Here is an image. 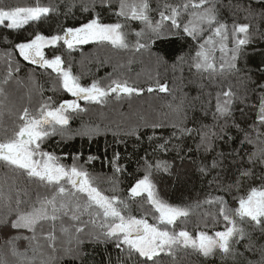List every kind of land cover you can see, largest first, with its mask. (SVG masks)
I'll return each mask as SVG.
<instances>
[{
    "label": "snow or ice",
    "instance_id": "1",
    "mask_svg": "<svg viewBox=\"0 0 264 264\" xmlns=\"http://www.w3.org/2000/svg\"><path fill=\"white\" fill-rule=\"evenodd\" d=\"M220 6L221 0H156L155 7L152 0H79L80 10L89 17L86 22L61 26L59 32L49 35L39 28L52 14L59 13V5H43L39 0L32 6L0 4V43L7 40L0 51V63L4 65L0 79V121L5 109L14 115L4 102L8 100L7 87L23 71L15 54L28 65L50 70L63 91L74 97L55 106L49 97L35 110L24 107L16 115L18 123L11 130L3 128L0 248L4 253L0 255V264H56L60 251L64 256L79 259L83 255L82 234L90 242L111 244L116 250L115 260L110 254L102 264H164L165 257H175L180 251H191L205 260L218 256L231 264H264V243H257L264 238V147L252 152L245 149L246 144L264 145V83L251 81L256 83L259 98L253 105L257 113L248 130L234 120L237 94L231 88L214 95L208 92L202 116L198 120L193 118L192 127L187 126V114L167 125L155 122L149 125L145 121L144 127L173 130L159 145L164 151L172 139L193 135L199 138L197 151L203 153V158L197 171L202 177L212 176L209 184H215L217 192L222 193L209 195L196 205L207 206L201 218L204 229L212 226L211 234L199 225L195 234L180 227L177 222L186 221L192 209L170 204L159 195L152 174L153 170L171 174L167 161L153 164L145 159V174L135 180L122 198L117 194L116 181L108 194L83 166L77 165V157H73L71 166H66L55 153L42 147L49 137L67 132L69 113L87 111L79 101L104 105L113 94L116 100H121L143 91L126 79H112L106 87L99 81L82 86L71 66H65L64 50L71 54L77 46L91 43L151 55V45L174 37L191 42L189 52L179 56L178 61L188 64L190 71L208 79L210 84L215 83L218 74L239 72L238 61L250 43V25L233 21L230 27L220 16ZM69 7H76L75 2ZM242 7L249 15L264 16V0H248ZM105 13L115 20L105 22ZM132 22L140 27L131 28ZM29 28L32 31L23 39L11 35H22ZM130 35L135 37L134 42L129 40ZM46 50L51 52L50 56ZM156 58L163 62L159 55ZM257 70L264 73V65H258ZM156 90L169 91L167 84L159 82L147 88L149 93ZM246 101L247 96L241 102ZM209 117L211 123L205 122ZM232 128L243 137L238 147L233 146L237 137L230 131ZM130 134L136 135V130ZM93 159L89 157V161ZM117 160L119 153L114 154L112 161L115 173L122 171ZM257 180L259 186H252ZM245 187L246 194L234 195ZM228 196H232L237 206L229 205ZM134 205L145 215H134ZM148 216L155 222H150ZM221 224L222 228L218 227ZM19 241L27 242L24 251L19 250ZM246 253L258 254V258L251 259Z\"/></svg>",
    "mask_w": 264,
    "mask_h": 264
},
{
    "label": "trees",
    "instance_id": "2",
    "mask_svg": "<svg viewBox=\"0 0 264 264\" xmlns=\"http://www.w3.org/2000/svg\"><path fill=\"white\" fill-rule=\"evenodd\" d=\"M35 2L36 0H0V4L8 6H32ZM74 2L76 7H69ZM169 2H176V0H169ZM247 2L248 0H221L219 9L221 18L226 20L230 27L233 21L250 25V43L245 46L238 61L240 71L218 74L214 84H210L208 79L190 71L188 64L178 61L179 56L189 52L191 43L180 38L173 37L157 41L151 45V55L149 52L132 53L95 44H89L71 54L64 50L65 66H71L73 74L79 77L82 86H89L93 81H99L101 86L106 87L112 79H126L129 84L143 91L141 95L134 94L131 98L124 97L121 100H116L113 94L104 105L80 103L81 107L86 108L87 111L69 113L67 132L64 135L57 134L49 137L43 143V149L55 153L61 158L60 162L66 166H71L73 157H77V165L83 166L95 178L96 184L108 194H111L113 181H116L117 194L122 198L127 196V190L135 180L145 174V159L153 164L158 161H167L171 166V174L155 170L152 174L159 195L170 204L192 209L191 215L182 223L183 228L193 234L198 225L204 229L201 214L207 206L197 208L196 205L198 202L202 203L209 195L215 196L222 193L217 192L215 184H209L212 176L202 177L197 171V165L203 158V153L197 151L199 138L193 135L185 136L180 140L172 139L167 146V151H164L159 148V145L164 143L173 130L170 127L153 129L150 126L144 127V124L146 121L149 125L154 122L167 125L187 114V126L192 127L195 123L193 118L198 120L202 116L207 93L212 92L214 95L217 91H226L231 88L237 94L233 111L234 120L243 129L248 130V126L253 123L257 113V109L253 107L258 103L259 98L256 83H264V73L257 70L258 65H264V16L249 15L242 7ZM39 3L60 6L59 13L52 14L51 19L40 26L39 30L44 34H56L61 26H78L89 18L87 13L80 10L79 0H39ZM152 3L155 7L156 0H152ZM236 5L241 7H234ZM153 15L156 14L153 13ZM104 19L105 22H112L115 17L105 13ZM139 27L137 22H132L131 28ZM31 31L32 29L29 28L22 35H11L14 39H23ZM129 40L134 42L135 37L130 35ZM5 43L7 40L0 43V51L3 50ZM229 47H232L231 41ZM46 51L50 56L51 52ZM157 55L163 62L157 61ZM15 58L21 60L23 71L7 87L8 100L4 103L7 108L12 109L14 115H9L5 109L3 119L0 121V137L4 134L3 128L11 130L15 123H18L16 115L24 107L35 110L49 97L52 98L54 106L64 100L73 99L63 91L55 74H50V70L37 69L34 65H28L18 57V54H15ZM3 75L4 65L0 63V79ZM157 82L167 84L169 91L163 94L159 90L149 93L147 88L154 86ZM22 87L26 88V92L21 90ZM245 96L247 101L242 103ZM241 108L243 112L240 111ZM205 122L211 123V118H207ZM134 130L136 135L130 134ZM230 131L237 137V143L233 146L238 147V141L243 138L242 134L235 128ZM137 136L140 138L137 139ZM223 147L225 150L228 149L227 145ZM259 147L264 145L259 142L256 145H245L248 152L256 151ZM116 153H119V160L116 163L122 169L119 173L113 171L112 161ZM89 157H95V159L89 161ZM256 170L259 172V168ZM3 179L4 172L0 170V181ZM259 183L257 180L252 186H259ZM246 191L247 187L234 195H244ZM226 198L230 206H237L232 196ZM0 210H3L2 204H0ZM133 214L145 215L144 211L135 205ZM148 219L150 222H155L151 216H148ZM222 226L221 224L218 227L222 228ZM204 230H208L211 234L213 228L209 225ZM81 238L84 240L80 246L83 255L79 259H73L64 256L60 251L56 254L60 257L56 264H102V261H106L110 254L115 260L116 250L111 244L90 242V238L83 234ZM257 243H264V238H260ZM2 244L3 239L0 238V245ZM26 246L27 242H18L20 251H24ZM57 246L61 247L60 241L57 242ZM240 250L243 251V247ZM3 253V248H0V255ZM31 255L30 251L29 256ZM246 255L251 259L258 258V254L254 256L252 253H246ZM8 258L14 259L11 256ZM164 264H231V261L223 262L218 256L205 260L191 251H180L175 257H165Z\"/></svg>",
    "mask_w": 264,
    "mask_h": 264
},
{
    "label": "rangeland",
    "instance_id": "3",
    "mask_svg": "<svg viewBox=\"0 0 264 264\" xmlns=\"http://www.w3.org/2000/svg\"><path fill=\"white\" fill-rule=\"evenodd\" d=\"M91 44V43H90ZM87 45H89V44H87ZM87 45H81V46H77V50L78 49H81V48H83V47H85V46H87ZM140 76H142V74H140ZM23 92H26V88L25 87H22V89H21ZM161 94H163L162 92H160ZM80 103V102H79ZM69 115V114H68ZM90 130H91V128H90ZM178 223V225L180 226V227H183V224H181V222H177Z\"/></svg>",
    "mask_w": 264,
    "mask_h": 264
},
{
    "label": "water",
    "instance_id": "4",
    "mask_svg": "<svg viewBox=\"0 0 264 264\" xmlns=\"http://www.w3.org/2000/svg\"><path fill=\"white\" fill-rule=\"evenodd\" d=\"M153 93V92H152ZM165 93V92H162ZM70 95V94H69ZM71 96V95H70ZM72 97V96H71ZM74 99V97H72ZM80 103H86L85 101H79Z\"/></svg>",
    "mask_w": 264,
    "mask_h": 264
}]
</instances>
